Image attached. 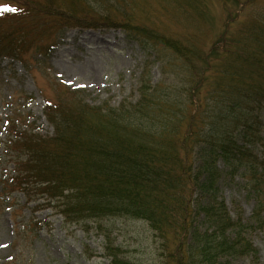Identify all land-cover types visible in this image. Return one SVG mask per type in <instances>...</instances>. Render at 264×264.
<instances>
[{
  "label": "trees",
  "instance_id": "16d2710c",
  "mask_svg": "<svg viewBox=\"0 0 264 264\" xmlns=\"http://www.w3.org/2000/svg\"><path fill=\"white\" fill-rule=\"evenodd\" d=\"M13 1L19 11L0 17V59L26 61L33 52L46 63L67 29L121 27L141 46L167 50L185 72L169 86H153L147 64L138 100L117 107L90 105L57 83L45 106L53 135L10 122L13 138L5 147L15 174L3 190L44 198L71 223L143 219L166 264H234L243 256L259 264L248 234L264 229V161L255 153L264 131L262 1L245 0L240 11L228 12L205 49L191 36L176 38L137 19L120 0ZM175 2L202 16L210 11L204 0ZM219 160L229 174L243 176L255 200L249 221L235 220L220 196ZM106 250L112 264H139L112 245Z\"/></svg>",
  "mask_w": 264,
  "mask_h": 264
},
{
  "label": "rangeland",
  "instance_id": "374dc122",
  "mask_svg": "<svg viewBox=\"0 0 264 264\" xmlns=\"http://www.w3.org/2000/svg\"><path fill=\"white\" fill-rule=\"evenodd\" d=\"M120 1L131 5L137 19L155 23L176 38L191 36L205 49L221 33L228 12L240 11L245 0H204L210 10L205 17L199 9L175 2L183 0ZM143 1L149 3V10ZM260 1L264 7V0ZM0 6L17 8L19 4L0 0ZM59 41L46 63L33 52L26 61L25 55L24 60L0 59V264H112L107 245L139 264H166L160 239L143 219L112 217L101 226L94 221L71 223L43 198L28 200L22 191L3 190V180L15 174L13 156L5 147L13 137L10 122L16 120L21 129L51 136L54 128L44 110L47 97L56 98L57 83L78 92L90 105L117 107L138 100L147 64L153 86L161 82L169 86L184 78L183 65L171 53L141 46L121 27L71 28ZM262 116L264 121V109ZM255 153L264 161V131ZM218 165L223 173L220 196L228 211L235 220L241 216L249 221L255 200L248 195L243 176L229 174L223 160ZM248 235L259 250V264H264V229H253ZM234 264H252V258L243 256Z\"/></svg>",
  "mask_w": 264,
  "mask_h": 264
},
{
  "label": "snow or ice",
  "instance_id": "6c2138e0",
  "mask_svg": "<svg viewBox=\"0 0 264 264\" xmlns=\"http://www.w3.org/2000/svg\"><path fill=\"white\" fill-rule=\"evenodd\" d=\"M17 11H19L17 8L11 6H0V13H7V12L15 13Z\"/></svg>",
  "mask_w": 264,
  "mask_h": 264
}]
</instances>
